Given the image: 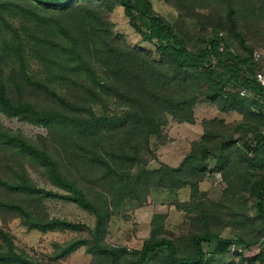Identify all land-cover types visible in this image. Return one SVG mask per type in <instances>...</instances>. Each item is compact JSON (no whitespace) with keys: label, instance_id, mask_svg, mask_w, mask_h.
Here are the masks:
<instances>
[{"label":"rangeland","instance_id":"obj_1","mask_svg":"<svg viewBox=\"0 0 264 264\" xmlns=\"http://www.w3.org/2000/svg\"><path fill=\"white\" fill-rule=\"evenodd\" d=\"M151 1L154 9L172 24L191 50H200L206 36L217 28L236 53L255 63V69L264 67V0H253L251 9L244 7L243 0H232L235 8L233 17L228 16L229 0L224 4L219 0ZM91 2L95 3V0ZM111 4L113 9L109 5L102 8L111 22L112 38L119 40L124 52L125 49L129 50V57L137 66L147 59L148 63L144 64L156 71L154 82L165 89L149 91L148 95L163 98L167 94L186 102L181 106L175 105L177 107L172 112L168 110L172 103L155 106L151 102L150 107L156 112L151 116L153 124L161 129L150 136L148 147L142 144L138 160L119 169L121 174L116 178H104L100 169L90 168L78 160L75 154L77 147L70 133L59 131L54 135L44 124L8 116L1 111L0 121L9 128L21 129L32 139L40 141L42 136L47 138V142L60 155L64 170L73 173L72 176L82 185L106 197L103 200H107L110 215L106 219L105 239L111 245L126 248L129 259L135 258L145 242L161 237L174 239L180 254L188 255L193 251L191 235L202 232L206 227L223 237H242L251 245L246 248L233 244L229 253L216 257L213 264H226L229 255L233 259L231 261L242 259L244 254L252 257L261 250L260 243L264 238L262 221L257 218L258 198L254 194L253 182H248L264 177V97L253 103L254 94H239L242 97L237 98L242 104L240 108L222 110L228 96H216L213 86L194 77L184 80L173 78L171 64L157 51L154 43L145 41L131 26L124 7L113 0ZM13 27L19 31L23 29L15 15L8 12L4 17L0 15V43L12 34ZM145 51L151 52L152 56L147 58ZM92 58L99 66L96 53ZM30 61L34 72L43 69L35 57H31ZM159 67H165L167 75L159 76ZM135 75L133 71L132 75L127 74L131 91L120 88L119 84H115V87L111 85L95 106L97 113L121 115L134 109L137 100L142 99L136 95L138 91H133ZM179 82L183 83L182 88L176 86ZM31 92L40 102L48 101L43 94ZM142 129L137 140L144 143L147 128ZM244 141L248 144L244 145ZM204 144L210 148L206 159L201 156ZM193 151L196 154L192 162L197 166L191 165L180 176L176 173L166 176L170 171L164 168V164L178 167L185 156ZM219 157L223 158V167L216 163ZM6 160L0 161V171H13L6 168ZM26 167L46 193L42 208L33 210L46 213L51 218L80 223L81 228H30L21 216L0 210V230L10 233L16 250L35 262L101 264V260L90 253L86 246L70 253L62 252V247L72 239L92 238L96 215L79 206L69 192L54 184L38 163L27 160ZM12 196L15 200L23 199L19 195ZM24 198L26 201L29 199ZM203 246L207 255L211 256L215 242H204ZM168 253L165 249L157 250L151 256L150 264H167ZM253 264L260 262L257 260Z\"/></svg>","mask_w":264,"mask_h":264},{"label":"trees","instance_id":"obj_2","mask_svg":"<svg viewBox=\"0 0 264 264\" xmlns=\"http://www.w3.org/2000/svg\"><path fill=\"white\" fill-rule=\"evenodd\" d=\"M91 1L94 0H0V15L4 17L6 12L15 15L23 27L22 31L13 27L12 34L0 43V111L8 116L44 124L54 135L59 131L70 133L79 161L90 168L100 169L104 178H116L121 174L119 169L138 160L142 144L148 147L150 136L161 129L153 124L151 116L156 112L150 107L151 102L155 106L172 103L168 109L170 112L186 102L167 94L161 99L157 95H148L152 90H165L153 80L156 71L144 64L148 63L147 59L137 66L129 57V50L124 52L119 40L112 38L111 22L102 8L109 5L113 9L112 0ZM113 1L124 7L131 26L145 41L154 43L157 51L171 64L173 78L184 80L194 77L213 86L216 96H228L222 110H236L242 106L241 101H237V98H242L239 95L242 89L256 96L253 103L264 97V90L255 78V63L236 53L221 30L214 28L206 36L204 46L193 51L172 24L154 9L151 0ZM219 1L224 4L228 0ZM252 1L243 0L244 7L251 9ZM228 6V16L233 17L235 8L232 0L228 1ZM95 53L99 66L92 58ZM145 53L147 58L152 56L149 51ZM31 57L42 65L40 72L32 70ZM132 71L136 74L133 91H138L136 95L142 98L137 100L134 109L121 115L97 113L95 106L111 85L119 84L120 88L132 90L126 80ZM160 75H167L165 67H159ZM179 83L176 86L182 88L183 83ZM31 91L43 94L48 101L40 102L31 95ZM142 128H147L144 143L137 140ZM259 142L262 144L261 140ZM243 144L248 143L244 141ZM248 147L250 149L251 145ZM209 149L207 144L203 145L201 156L204 159ZM195 154L193 151L186 155L178 167L164 164V168L170 171L166 176L174 173L180 176L191 165L197 166L192 162ZM0 159H7L6 168L13 169L11 172L0 171V210L21 216L30 228L77 230L81 224L51 218L46 213L33 210L42 208L46 193L31 177L26 167L27 160L38 163L54 184L69 192L79 206L96 215L92 238L70 240L62 247L63 253L86 246L101 260V264H150L151 256L157 250L165 249L169 252L167 264H213L216 257L228 254L233 244L251 247L242 237H223L206 227L202 232L191 235L193 251L188 255L180 254L174 239L161 237L145 242L135 258L129 259L126 248L111 245L105 239L106 219L110 215L107 200H103L106 197L82 185L72 176L73 173L66 172L60 155L47 138L42 136L40 141L32 139L21 129L9 128L0 121ZM222 159L219 157L216 161L220 167L224 166ZM249 181L253 182L254 194L258 198L257 218L264 228V177ZM9 194L23 199L15 200ZM24 197L31 200L30 204ZM0 237V264H41L18 252L11 234L4 229L0 230ZM204 242H215L211 256L207 255ZM260 247L261 250L249 261L264 263V238ZM244 259L242 255V259L230 264H241Z\"/></svg>","mask_w":264,"mask_h":264},{"label":"built area","instance_id":"obj_3","mask_svg":"<svg viewBox=\"0 0 264 264\" xmlns=\"http://www.w3.org/2000/svg\"><path fill=\"white\" fill-rule=\"evenodd\" d=\"M255 78H256V80L258 81V83L261 85V87L264 90V67H262L261 69H259V70L256 71ZM240 93H241V95L252 94L251 91L246 90V89H242L240 91Z\"/></svg>","mask_w":264,"mask_h":264},{"label":"crops","instance_id":"obj_4","mask_svg":"<svg viewBox=\"0 0 264 264\" xmlns=\"http://www.w3.org/2000/svg\"><path fill=\"white\" fill-rule=\"evenodd\" d=\"M242 247H243V246H242ZM240 248H241V247H240ZM240 250H242V249H240ZM255 255H256V254H255ZM255 255H253V256H255ZM243 256H244L246 259H244V260L241 262V264H253L254 262L257 261V260H255V261H250V262H249V259H250L251 257H247L245 254H244ZM253 256H252V257H253ZM231 260H233V259H231L230 255H229V259L226 260V262H227L226 264H230ZM237 261H238V260H237ZM245 261H246L247 263H244ZM219 262H220V261H218V263H219ZM248 262H249V263H248ZM259 262H260V264H262L260 260H259ZM216 263H217V262H216ZM216 263H215V264H216ZM263 264H264V263H263Z\"/></svg>","mask_w":264,"mask_h":264}]
</instances>
